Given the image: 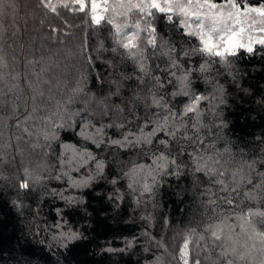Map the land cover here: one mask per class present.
<instances>
[{
    "label": "clouds",
    "instance_id": "1",
    "mask_svg": "<svg viewBox=\"0 0 264 264\" xmlns=\"http://www.w3.org/2000/svg\"><path fill=\"white\" fill-rule=\"evenodd\" d=\"M0 264H264V0H0Z\"/></svg>",
    "mask_w": 264,
    "mask_h": 264
},
{
    "label": "trees",
    "instance_id": "2",
    "mask_svg": "<svg viewBox=\"0 0 264 264\" xmlns=\"http://www.w3.org/2000/svg\"><path fill=\"white\" fill-rule=\"evenodd\" d=\"M109 231L110 230H106L104 233H98V235H104V236H106V235H108L109 234ZM81 257H83L84 255H85V253H84V251H79V253H78Z\"/></svg>",
    "mask_w": 264,
    "mask_h": 264
}]
</instances>
